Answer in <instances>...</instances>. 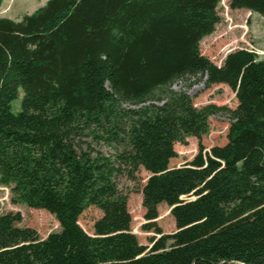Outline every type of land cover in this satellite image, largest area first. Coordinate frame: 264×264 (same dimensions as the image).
<instances>
[{
  "label": "trees",
  "instance_id": "1",
  "mask_svg": "<svg viewBox=\"0 0 264 264\" xmlns=\"http://www.w3.org/2000/svg\"><path fill=\"white\" fill-rule=\"evenodd\" d=\"M219 3L48 0L20 20L0 16V182L61 226L41 239L16 224L19 212L0 214V264H264V59L241 48L217 65L202 54ZM231 7L264 16V0ZM203 77L230 86L237 107L198 108L172 88ZM220 112L228 142L170 167L175 143L207 133ZM141 167L145 219L165 202L177 226L151 246L132 232L118 183ZM90 206L102 211L93 234L79 222Z\"/></svg>",
  "mask_w": 264,
  "mask_h": 264
},
{
  "label": "rangeland",
  "instance_id": "2",
  "mask_svg": "<svg viewBox=\"0 0 264 264\" xmlns=\"http://www.w3.org/2000/svg\"><path fill=\"white\" fill-rule=\"evenodd\" d=\"M48 0H4L0 8V16L20 20L25 14H31L44 6ZM220 22L216 30L201 41L202 54L217 65H222L226 55L236 49L247 48L255 51L260 59H264V16L246 8H232L231 0H220L218 6ZM181 79L175 83L174 90H186L192 97L194 105L201 108L208 104L236 108V93L225 83L207 86L203 78ZM24 92L12 103L14 111L21 109ZM231 118L228 113L220 112L209 117V131L201 137L190 136L185 142H176V156L171 159L170 167H179L191 161L202 145L205 151L228 142ZM104 153H113V149L104 144L95 146ZM150 173L143 167L136 173V178L127 175L118 177L119 188L128 195V208L132 215L131 229L143 245L151 246V240L163 233H174L177 226L171 214L172 207L165 202L158 205V217L149 222L145 219L142 188ZM10 185L0 182V214L20 213L22 219L16 224L20 227H31L37 230L39 237L44 239L51 232L61 229L55 215L44 208H33L26 203L14 202ZM192 196L184 198H192ZM102 216L96 206H90L80 216L79 222L90 234L94 233V222ZM149 225V227L145 228Z\"/></svg>",
  "mask_w": 264,
  "mask_h": 264
},
{
  "label": "water",
  "instance_id": "3",
  "mask_svg": "<svg viewBox=\"0 0 264 264\" xmlns=\"http://www.w3.org/2000/svg\"><path fill=\"white\" fill-rule=\"evenodd\" d=\"M190 199H192V200H193V199H195V196H194V197H192V198H190Z\"/></svg>",
  "mask_w": 264,
  "mask_h": 264
}]
</instances>
